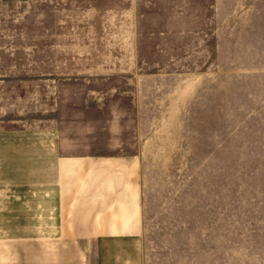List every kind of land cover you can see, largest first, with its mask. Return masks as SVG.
Segmentation results:
<instances>
[{
    "label": "rangeland",
    "instance_id": "374dc122",
    "mask_svg": "<svg viewBox=\"0 0 264 264\" xmlns=\"http://www.w3.org/2000/svg\"><path fill=\"white\" fill-rule=\"evenodd\" d=\"M137 10L134 82L61 79L51 1L0 0V129L138 141L144 264H264V0Z\"/></svg>",
    "mask_w": 264,
    "mask_h": 264
},
{
    "label": "crops",
    "instance_id": "0c3cea01",
    "mask_svg": "<svg viewBox=\"0 0 264 264\" xmlns=\"http://www.w3.org/2000/svg\"><path fill=\"white\" fill-rule=\"evenodd\" d=\"M50 1L56 76L134 82L137 0ZM140 147L95 153L57 126L0 129V264H144Z\"/></svg>",
    "mask_w": 264,
    "mask_h": 264
}]
</instances>
